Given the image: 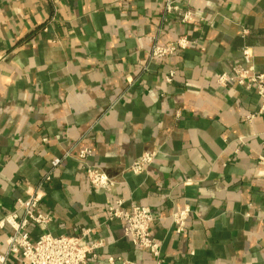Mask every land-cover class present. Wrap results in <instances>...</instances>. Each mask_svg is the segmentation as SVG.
I'll list each match as a JSON object with an SVG mask.
<instances>
[{"label": "crops", "instance_id": "1", "mask_svg": "<svg viewBox=\"0 0 264 264\" xmlns=\"http://www.w3.org/2000/svg\"><path fill=\"white\" fill-rule=\"evenodd\" d=\"M173 1L167 12L163 0H0V221L38 190L49 222L29 223L30 241L88 231L105 244L96 264H154L108 220L121 200L150 209L161 264H264V114L252 91L215 81L244 66V49L264 74V0ZM187 11L198 18L182 23ZM180 37L189 47L151 57ZM84 149L109 190L72 159ZM184 209L177 234L170 215ZM10 235L0 228V254Z\"/></svg>", "mask_w": 264, "mask_h": 264}, {"label": "built area", "instance_id": "2", "mask_svg": "<svg viewBox=\"0 0 264 264\" xmlns=\"http://www.w3.org/2000/svg\"><path fill=\"white\" fill-rule=\"evenodd\" d=\"M167 12L177 11V6L173 0H163ZM198 18L193 13L187 11L181 15L182 23H189ZM190 42L185 37H180L175 42L162 45H155L151 49V57L164 59L189 47ZM251 53L244 49L241 53L242 67H234L230 73H222L216 76V84L225 87L234 84L245 91H252L260 102L259 112L264 114V74L256 73L251 64ZM173 73L166 76V81L171 82ZM254 115H247L246 120L251 121ZM90 151L84 149L79 151L73 160L83 169L85 177L91 188L96 192L107 191L113 187L114 183L98 168L86 163V158ZM68 157V156H67ZM156 157V152L144 153L133 161L130 171L133 174H141L151 165ZM64 158V157H63ZM66 158V155H65ZM61 158L51 161V169L57 167ZM45 182L51 180L47 174L43 177ZM43 193L38 190L25 200L17 202V210L6 215L0 221V228L8 226L11 235L7 238V249L0 254V264H96L98 255L105 248L102 240L86 242L88 231H84L79 236H52L48 233L42 234L34 241L29 240L27 226L29 223L35 224L41 230L49 222L45 215L36 214L35 209L42 200ZM18 210L23 211V216L18 215ZM188 209L173 212L170 215L174 231L180 234L184 231L188 219ZM107 217L109 221H120L124 224L123 235L134 247L146 252L154 259V264H161L160 247L151 234V224L154 220L149 208L131 205L129 209H123V202L116 200L108 208ZM18 260V262H14ZM104 264H143L133 262L119 257H108Z\"/></svg>", "mask_w": 264, "mask_h": 264}]
</instances>
